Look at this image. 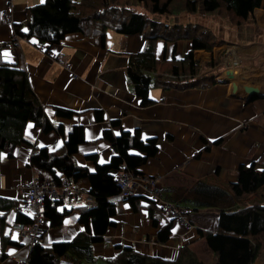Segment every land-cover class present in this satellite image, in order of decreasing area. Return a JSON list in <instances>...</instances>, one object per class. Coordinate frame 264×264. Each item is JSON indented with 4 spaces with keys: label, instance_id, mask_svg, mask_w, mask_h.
I'll use <instances>...</instances> for the list:
<instances>
[{
    "label": "crops",
    "instance_id": "0c3cea01",
    "mask_svg": "<svg viewBox=\"0 0 264 264\" xmlns=\"http://www.w3.org/2000/svg\"><path fill=\"white\" fill-rule=\"evenodd\" d=\"M43 1L14 0V19L7 21L3 18L6 0H0V41L9 43L3 51L4 58L27 71L50 119L68 126L80 124L85 127L86 141L79 146L82 160L89 152H97L102 162L112 157L115 150L104 137L108 128L115 135L123 129L135 131L139 128L142 139L157 137L158 153L142 170L145 175H156L160 179L162 198L185 207V215L193 224L187 231L176 221L169 241H158L159 228L172 218L166 214L155 224L147 209L149 199L143 196L142 187L137 185L136 193L143 196L139 210L136 211L128 201L117 206L113 219L119 226L105 236L103 243L94 246L96 260L107 261L106 256L115 252L114 245L124 241L132 242L141 252L165 258H175L184 243H191L209 264H220L200 236L198 227L216 229L221 207L234 208L253 200L250 197L236 199L230 185L243 174V163L259 169L263 167L259 160L264 147V8H256L237 28L220 19L193 13L184 15L185 19L178 23L180 26L170 30V37L183 32L188 22H200L212 28L215 24L216 30L220 25L222 44L212 51L195 50L196 59L203 65L202 72L215 71L217 81L208 87L187 89L153 86L150 96L156 102L142 105L126 72L128 55L142 50L146 43L140 33H122L109 27L104 44L101 34L96 32H71L49 52L48 45L36 38H20L13 43L14 22H25L28 8ZM191 49L189 37L180 38L176 43L161 38L156 45L159 58H183ZM217 55L223 61L219 68L205 66L209 58ZM58 57L65 58L70 65L63 66L57 61ZM231 66L235 68L236 76L227 82L224 70ZM73 73L78 78H74ZM247 85L259 87L260 94L250 95L245 89ZM56 106L77 113L69 118L57 117ZM100 114L104 115L103 119H98ZM116 119L121 125H113L112 120ZM26 135L38 146L54 147L62 142L55 131L43 134L41 128L34 125L26 127ZM204 138L212 142H209V149H206ZM32 152L30 144L22 143L16 147L15 157L9 158L5 154L0 160L1 194L23 200L21 185L38 177L36 171L27 165ZM88 166L95 170L94 163L89 162ZM86 182H81L82 191L77 198L64 200L66 207L73 209L75 205L85 203L89 188ZM262 188L253 194L257 199L264 198L259 195ZM10 211L6 215L5 233L21 244L9 245L6 248L8 256L0 259V264H17L21 257H28L34 244L29 235L12 228L17 211ZM79 215V210L73 209L62 225L50 227L43 224L38 241L45 245L72 241L84 229ZM263 260L262 257L258 264H263Z\"/></svg>",
    "mask_w": 264,
    "mask_h": 264
},
{
    "label": "trees",
    "instance_id": "16d2710c",
    "mask_svg": "<svg viewBox=\"0 0 264 264\" xmlns=\"http://www.w3.org/2000/svg\"><path fill=\"white\" fill-rule=\"evenodd\" d=\"M258 7L264 8V0H45L28 8V19L25 22H14L16 36L13 37V43L20 38H36L40 43L48 45L49 52L52 46L60 44L71 32H96L101 34L104 44L109 27L122 33H140L146 43L142 50L128 55L126 72L141 104L150 105L156 102L150 96L153 86L178 89L208 87L217 81L218 75L215 71L203 73V65L195 57L197 49H214L213 42L196 31L203 26L197 24L193 26L194 33L187 31L170 37L171 31L180 25L156 20L154 14L166 15L185 8L189 12L200 11L207 16L224 8L242 23ZM92 27L94 30L88 31ZM185 37L192 40V49L183 58L157 56L156 45L159 39L176 43ZM8 45L7 41H0V160L5 154L9 158L15 157L18 145L30 144L33 152L27 165L38 176L49 177L59 186L62 185L63 177L80 185L87 180V193L96 202L93 207H88L86 203L73 207L79 210V222L84 229L72 241H58L50 245L35 242L27 257L28 264H61L64 258H68L72 264H94V246L103 243L105 236L119 226L113 216L121 202L112 199L114 194L121 191L117 174L124 169L135 175L144 174L142 167L158 153L159 140L157 137L142 139L139 128L135 131L123 129L119 135L108 128L104 131V137L115 150L112 157L102 162L97 152H89L82 160L79 157V146L86 141L85 127L80 124L68 126L50 119L27 71L4 58L3 51ZM215 64L216 60L213 59L207 61L205 66ZM54 109L57 117L69 118L77 113L61 106ZM97 116L98 119L104 117L102 114ZM112 123L115 126L121 125L119 119L112 120ZM28 125L41 128L43 134L55 131L62 142L54 147L38 146L26 135ZM204 140L207 143L206 149H209L210 141L206 138ZM262 153L259 160L263 166L261 169L251 164L241 165L243 174L230 185L236 199L246 200L264 186V147ZM89 162L95 164V170H90ZM142 198V195L132 193L127 200L138 211ZM148 199L149 215L157 224L166 213L157 205L156 199ZM20 202L15 197L0 193V212H3L0 214V259L8 256L6 248L9 245L21 244L5 233L7 212L16 209ZM73 209L66 207L63 201L46 198L44 225H62ZM16 222L30 225L35 222V218L17 212ZM174 222L176 220L172 218L159 228L158 241H169ZM198 232L205 238L220 264H254L264 251V198H255L234 208L221 207L217 228L199 226ZM114 249V254L106 256L109 264H208L191 243H184L175 258L141 252L128 241L115 244Z\"/></svg>",
    "mask_w": 264,
    "mask_h": 264
},
{
    "label": "built area",
    "instance_id": "2783aa9c",
    "mask_svg": "<svg viewBox=\"0 0 264 264\" xmlns=\"http://www.w3.org/2000/svg\"><path fill=\"white\" fill-rule=\"evenodd\" d=\"M14 8L13 1L6 0V8L3 12V18L7 21H13ZM16 36V35H14ZM58 62L63 66L68 67L70 62L65 58L58 57ZM74 78H78V75L73 73ZM119 185L121 186V191L118 192L117 195H120L119 198L115 199V201L124 199L125 195H129L131 192L126 191V182H130L136 185H141L144 179H148L150 183L153 185L158 182V177L156 175H135L130 171H123L117 174L116 177ZM21 189L23 191V200L16 207L17 212H23L28 215H31L35 218V222L33 224H25L22 222H14L12 224V228L19 231L22 234L29 235L32 238V243H35L39 240L40 235L43 232V224H44V209H45V200L46 198L56 199L58 201H63L67 197L77 198L81 191L82 186L80 184H75L71 182L68 178H62V185L59 186L51 178H41L32 177L21 185ZM147 192V189L144 190ZM160 192V191H159ZM148 193V192H147ZM154 190L152 189L151 195L159 202L161 201L160 196L158 194H154ZM85 203L88 207H93L96 205L94 198L88 194L86 196ZM164 212L171 217H174L178 222L183 223L189 229L192 227V223H190L185 215L186 209L182 207L176 206L174 203H163L160 204ZM18 264H28V259L21 257L18 260Z\"/></svg>",
    "mask_w": 264,
    "mask_h": 264
},
{
    "label": "rangeland",
    "instance_id": "374dc122",
    "mask_svg": "<svg viewBox=\"0 0 264 264\" xmlns=\"http://www.w3.org/2000/svg\"><path fill=\"white\" fill-rule=\"evenodd\" d=\"M13 1V8H14V11H15V4H14V0H12ZM138 8H140V9H143L142 8V6H138ZM181 8H183V7H181ZM191 13H193V14H195V15H198V16H200V17H208V18H212V19H220V20H222L223 22H227L228 23V25L230 24V26L231 27H233V28H237V26L239 25L240 26V24L241 23H239L238 21H240V20H238V18H236L234 15H232V14H230L226 9H224V8H222V9H220V10H218V11H216V12H213V13H211V15H204L202 12H200V11H198V12H189L188 10H186L185 8L184 9H180V11H175V12H171V14H166V16H164V15H162V14H154L153 15V17L156 19V20H159V21H164V22H166V23H170V24H172V22H176V23H179L181 20H184L185 18H183V17H185L184 15H186V14H188L189 16L191 15ZM13 17H14V13H13ZM157 17V18H156ZM191 19V18H190ZM241 22H243V21H241ZM187 23V22H186ZM201 26H203V27H200L201 29H200V33L201 34H203V36L204 37H206V38H209L212 42H213V46L214 47H216V46H218V45H221L222 44V38L219 36V30H220V25L218 26V30H216V28H217V26H215V24H214V28H212V27H210V26H204L205 24H202V23H200V22H198ZM213 24V23H212ZM195 25H197V24H195V23H190V22H188L187 23V26H186V28L184 29V33L185 32H187V31H189V33H194V28H193V26H195ZM205 27V28H204ZM162 29H163V27H162ZM89 30H94V27H92V28H88V31ZM196 33V32H195ZM19 40V39H18ZM223 54V53H222ZM222 54H220L221 56H222ZM221 56L219 57L218 55H217V57L216 58H209L210 60H213V59H215L216 60V64L214 65V68H216V66L219 68L220 66H221V64H222V62L223 61H221ZM226 58V56H223V59H225ZM209 60V61H210ZM221 61V62H220ZM207 62V61H206ZM205 62V63H206ZM218 64V65H217ZM225 65V64H224ZM221 72H223V71H219V73H221ZM140 175V174H139ZM141 175H145V173L144 174H141ZM39 177V176H38ZM86 185H89V183H88V181L86 182ZM141 187H142V190H143V196H145V197H147V198H152V199H155L154 197H153V195H151L150 193H151V191H152V189L154 190V192L156 193V194H158V193H160L159 194V196H160V199H161V201H157V205L158 206H160V207H163V206H161L160 204H161V202H163V203H166V202H168V203H174L176 206H178V207H182V206H180L178 203H175L174 201H170V200H166V199H163L162 198V196H161V191H162V184H161V181H160V179L158 180V182H156V183H154L153 185L150 183V181L148 180V179H144V181H143V183L140 185ZM136 188H137V185L136 184H133V183H130V182H126V191L127 192H134V193H136ZM145 189H147V192H145L144 190ZM160 191V192H159ZM154 193V194H155ZM118 194V193H117ZM116 194V195H117ZM86 195V194H85ZM259 195L261 196V197H264V188H262L261 189V191L259 192ZM254 198H256V196H251L250 197V199H254ZM125 202V201H128L127 200V195H125L124 196V199H122V200H118L117 202ZM128 202H130V201H128ZM182 208H185V207H182ZM16 210V209H15ZM10 212H12V211H10ZM188 219V218H187ZM189 220V219H188ZM190 223H192L191 221H189ZM182 225H183V227H184V229H186L187 231L188 230H190L188 227H186V225H184L183 223H182ZM204 239V241H205V238H203ZM69 240H71V239H69ZM215 256V255H214ZM261 256V257H260ZM259 257V259H257L256 261H255V263L256 264H258L259 263V261H260V259L263 257L264 258V251H263V253L260 255ZM217 259V258H216ZM63 262L64 263H67V264H72L70 261H69V259L68 258H64V260H63ZM62 261H61V264L63 263ZM94 264H109L107 261H105V260H96L95 262H93ZM17 264H18V262H17ZM209 264V263H208ZM263 264H264V260H263Z\"/></svg>",
    "mask_w": 264,
    "mask_h": 264
},
{
    "label": "water",
    "instance_id": "95a60500",
    "mask_svg": "<svg viewBox=\"0 0 264 264\" xmlns=\"http://www.w3.org/2000/svg\"><path fill=\"white\" fill-rule=\"evenodd\" d=\"M224 79L226 78L227 79V82H228V79H229V82L235 78V68H233L232 66L230 68H226L224 70ZM246 92H248L250 95L252 94H260V90H259V87H256V86H253V85H247L246 86ZM15 222V221H14Z\"/></svg>",
    "mask_w": 264,
    "mask_h": 264
},
{
    "label": "bare ground",
    "instance_id": "6f19581e",
    "mask_svg": "<svg viewBox=\"0 0 264 264\" xmlns=\"http://www.w3.org/2000/svg\"><path fill=\"white\" fill-rule=\"evenodd\" d=\"M132 193H133V194H137V193H134V192H131L130 194H132ZM130 194H129V195H130ZM119 197H120V195H116V194H114V195L112 196V199L115 200V199H117V198H119ZM127 197H128V196H127Z\"/></svg>",
    "mask_w": 264,
    "mask_h": 264
},
{
    "label": "clouds",
    "instance_id": "9594fccd",
    "mask_svg": "<svg viewBox=\"0 0 264 264\" xmlns=\"http://www.w3.org/2000/svg\"><path fill=\"white\" fill-rule=\"evenodd\" d=\"M176 220V219H175ZM177 221V220H176ZM178 222V221H177ZM192 226H193V224H192Z\"/></svg>",
    "mask_w": 264,
    "mask_h": 264
}]
</instances>
